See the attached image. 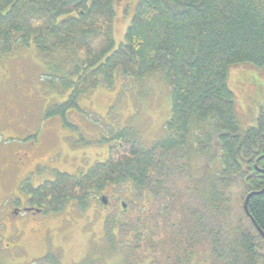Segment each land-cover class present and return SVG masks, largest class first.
Instances as JSON below:
<instances>
[{
  "label": "trees",
  "instance_id": "1",
  "mask_svg": "<svg viewBox=\"0 0 264 264\" xmlns=\"http://www.w3.org/2000/svg\"><path fill=\"white\" fill-rule=\"evenodd\" d=\"M114 4L0 0V56L16 45H32L44 56L62 54L69 64L62 80L70 90L67 101L48 107L45 118L74 109L100 85L111 87L116 73L140 81L160 72L171 87L164 139L144 149L121 133L120 149H110L107 160L85 175L57 173L53 182L27 186L29 202L44 214L57 213L67 201L81 203L105 184L129 183L140 196L149 193L164 202L153 235L142 219L126 218L124 224L138 231H131L129 264L143 263V253L148 264H264V239L254 227L264 235V192L247 202L255 224L244 214L250 231L230 236L219 209L223 189L235 181H242V203L264 189V104L254 126L242 130L227 83L233 66L264 69V0H137L117 48ZM214 140L220 171L202 186L208 175L196 178L192 159L207 153ZM178 173L187 183L173 181Z\"/></svg>",
  "mask_w": 264,
  "mask_h": 264
},
{
  "label": "rangeland",
  "instance_id": "2",
  "mask_svg": "<svg viewBox=\"0 0 264 264\" xmlns=\"http://www.w3.org/2000/svg\"><path fill=\"white\" fill-rule=\"evenodd\" d=\"M136 1L115 0L114 48L124 41ZM63 58L62 54L44 56L32 45L26 49L16 45L0 56V264H129L131 231H138L129 229L125 220L142 219L148 213L152 218L143 220L153 227V214L163 207L161 198L144 200L129 183L115 185V195L132 211L117 226L116 216H108L109 210L105 217L93 202L81 207L71 201L50 215L24 212L22 206L30 195L27 186L35 189L54 180L57 172L83 175L95 163L104 162L121 133L144 149L164 139L171 117V87L160 72L140 81L116 73L111 87L100 85L79 98L74 109L45 118L46 109L61 106L70 93L62 86L70 70ZM227 83L240 128L254 126L264 104V69L247 63L233 66ZM192 161L196 178L208 175L200 181L202 186L212 183L211 175L221 166L217 142ZM178 176L173 181L187 183L185 176ZM241 182L222 191L224 203L219 209L230 236L250 231L242 209ZM16 200L20 203H12ZM113 230L114 236L108 232ZM142 258L138 264H148L150 257L143 253Z\"/></svg>",
  "mask_w": 264,
  "mask_h": 264
},
{
  "label": "flooded vegetation",
  "instance_id": "3",
  "mask_svg": "<svg viewBox=\"0 0 264 264\" xmlns=\"http://www.w3.org/2000/svg\"><path fill=\"white\" fill-rule=\"evenodd\" d=\"M120 147H121V141H118V144H116V145H113L112 147H110L109 149H108V151H107V158H108V156H109V150L110 149H120ZM57 152V151H56ZM55 152V153H56ZM54 153V154H55ZM107 160V159H106ZM105 160V161H106ZM48 161H49V159H48ZM104 161V162H105ZM104 162H102V163H104ZM96 164H101V163H95L93 166H95ZM93 166H91V167H93ZM88 172V171H87ZM57 173H59V172H57ZM60 173H62V172H60ZM26 174V173H25ZM83 175H85V174H83ZM25 176V175H24ZM78 176H80V175H78ZM75 177H77V176H75ZM28 180H26V181H24V182H27ZM53 181H55V178H54V180H52V181H48V182H53ZM105 181H108V180H105ZM114 189H115V184H105L104 185V187H103V189L102 190H100L99 192H96V191H92V192H89V194H88V197H86L84 200H83V202H79L78 200H71V201H74V202H76L79 206H81V207H83V205L85 206L86 204H87V202H90V205H92L91 204V202H93V204H94V206H95V209H99V211L100 210H104V212L105 211H109V214H108V216H116L115 217V221L116 222H120V221H124V218L126 217V216H128V214L130 213V212H132L131 211V209H129V207H128V205H126V203H124V202H122L121 201V199L120 198H117V195H115V193H114ZM92 194V196H91V198L89 199V196ZM111 196H114V199H112V197ZM142 197L144 198V200L146 199V198H150V197H152L151 195H149V193H145V194H143L142 195ZM30 198H31V196L29 195L28 196V198L24 201V204H23V206H22V209H23V211L24 212H34L35 214H40V213H42V210H40V209H38V208H36L34 205H32L30 202H29V200H30ZM71 201H67L61 208H60V211L66 206V204L67 203H69V202H71ZM94 201H96V202H94ZM12 203H14V204H19L20 203V201L19 200H16V202L14 201V202H12ZM100 204H101V206H100ZM96 205H99V207H97ZM145 209H146V204L144 203V206H143ZM27 210H29V211H27ZM37 210H39L40 212H37ZM13 211L15 212V213H17L18 212V210L16 211L15 209H13ZM60 211H58L57 213H59ZM44 214V213H43ZM50 214H56V213H52V212H48V215H50ZM154 216V218L152 219L154 222H155V224H154V226L152 227V226H150L149 225V222L148 221H146L145 222V220H143L144 218H147V219H149V218H152L151 216H149L148 215V213H146L143 217H142V220H143V222L145 223V226H146V233H147V235L148 234H150V235H153V234H155L156 233V231H157V229H156V224L158 223L157 221H158V215H159V211L157 212V214L155 215V214H153ZM108 216H106V212H105V217H108ZM156 216V217H155ZM150 220V219H149Z\"/></svg>",
  "mask_w": 264,
  "mask_h": 264
},
{
  "label": "water",
  "instance_id": "4",
  "mask_svg": "<svg viewBox=\"0 0 264 264\" xmlns=\"http://www.w3.org/2000/svg\"><path fill=\"white\" fill-rule=\"evenodd\" d=\"M263 192H264V189H262L260 191H257V192L249 193V194L246 195V197L244 199V202H243V211H244V214L250 219V221L252 222L253 225H255V224H254V222L252 221V219L249 216V213H248V210H247V202H248V200H249L250 197L256 196V195H259V194H262ZM27 211H29V210H27ZM37 212H40V211L37 210ZM254 227L257 229L258 233H260L263 236V239H264V235L260 232V230L256 226H254Z\"/></svg>",
  "mask_w": 264,
  "mask_h": 264
},
{
  "label": "bare ground",
  "instance_id": "5",
  "mask_svg": "<svg viewBox=\"0 0 264 264\" xmlns=\"http://www.w3.org/2000/svg\"><path fill=\"white\" fill-rule=\"evenodd\" d=\"M79 93V92H78ZM121 178V177H120Z\"/></svg>",
  "mask_w": 264,
  "mask_h": 264
}]
</instances>
